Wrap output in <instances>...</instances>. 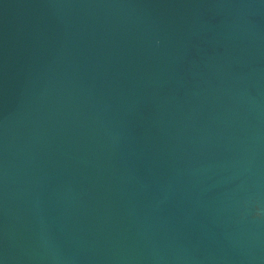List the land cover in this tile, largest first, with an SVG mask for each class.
Instances as JSON below:
<instances>
[{"label":"water","instance_id":"1","mask_svg":"<svg viewBox=\"0 0 264 264\" xmlns=\"http://www.w3.org/2000/svg\"><path fill=\"white\" fill-rule=\"evenodd\" d=\"M0 264H264V0H0Z\"/></svg>","mask_w":264,"mask_h":264}]
</instances>
